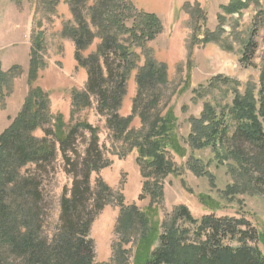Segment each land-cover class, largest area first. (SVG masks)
Listing matches in <instances>:
<instances>
[{"label": "trees", "instance_id": "16d2710c", "mask_svg": "<svg viewBox=\"0 0 264 264\" xmlns=\"http://www.w3.org/2000/svg\"><path fill=\"white\" fill-rule=\"evenodd\" d=\"M58 2L50 0L48 5L55 9ZM67 2L76 25H65L62 36L67 35L75 43V60L87 71L86 91L73 96L70 123L66 124L61 115H51L47 96L39 88L31 89L20 113L0 135V264H100L96 262L91 231L115 194L101 178L92 186V176L99 177L112 165L98 129L80 117L94 102L126 153L136 152L143 177L138 201L149 200V206L141 210L136 205L126 206L123 196L117 194L120 212L116 232L124 238L113 248L110 263L131 264L125 238L137 233L133 264H264V253L258 248L260 242L264 246V234L260 236L245 217H217L215 210H220V206L208 196L201 199V204L214 214L196 219L186 206L180 205L167 220H157L164 203L165 180L181 175L173 156L187 159L186 167L193 175L207 178L212 188L216 187L209 171L211 163L188 156L174 111L168 104L162 106L158 90L150 94L154 87L161 89L169 82L166 65L158 66L147 59L139 67L140 55L135 49L148 53L147 44L162 31L160 19L153 13L135 12L127 0ZM220 8L223 16L219 20L224 23L225 18L242 14L249 4L230 0ZM128 20L132 21L131 26ZM121 35L127 36L128 42L121 44ZM207 35L200 40L204 45L216 41L215 36ZM44 36L41 29L35 34V51L42 50ZM252 36L243 53L244 64L251 66L257 48ZM96 37L101 41L98 49L83 56ZM31 59L29 73L34 78L40 64ZM135 69L139 88L133 113L122 117L120 108L127 95L128 78ZM18 72L17 66L4 72L0 64V101L11 93ZM219 83L227 84L229 79L217 76L207 88L199 86L193 93L201 99ZM234 92L232 105L220 113L206 102L199 117L188 119L190 133L186 143L192 153L211 149L217 167H226L231 158L237 164L229 166L232 173L238 166L248 172L249 168L242 164L253 162L258 172L255 180L264 186V69L259 98L249 90L244 94ZM135 118L140 119V130L132 128ZM231 121L235 131L228 142L234 144L227 149ZM38 131L42 132L41 137L36 135ZM244 148L250 153L249 159L245 158ZM59 158L63 171L71 178V186L63 188L56 232L48 235L45 223L51 199L46 184L53 181ZM237 191L238 185H231L223 194L235 197Z\"/></svg>", "mask_w": 264, "mask_h": 264}, {"label": "rangeland", "instance_id": "374dc122", "mask_svg": "<svg viewBox=\"0 0 264 264\" xmlns=\"http://www.w3.org/2000/svg\"><path fill=\"white\" fill-rule=\"evenodd\" d=\"M49 1L0 0L1 68L8 72L15 66L19 67L18 75L13 79L11 93L5 100L0 101V135L20 113L31 89L39 88L48 98L51 115L55 118L61 115L66 124L70 123L73 96L86 91L87 71L79 67L75 60V43L67 35L62 36L65 25L69 28L76 25L70 6L67 0H57L58 6L53 9L48 5ZM127 1L133 5L135 12L153 13L160 19L162 31L155 40L147 44L148 53L141 48L135 49L140 55L139 67L147 59L155 61L158 66L159 63L166 65L169 82L161 85V89L154 87L150 94L158 90L162 106L168 104L178 119L179 134L183 138L182 144L188 150V156L193 155L204 163H211L209 171L215 178L216 187L212 188L207 178H198L188 170L187 159L173 156L174 163L180 168L177 173L181 175L170 176L165 180L164 203L159 209L157 220H167L180 205L186 206L196 219L214 214L211 209L201 204V199L208 196L220 206V210H215L217 217H245L262 236L264 186L255 180L258 172L253 167V162L251 165L250 161L243 162L242 166L249 168L248 172L238 166V170L232 173L228 168L230 165H237L234 160L229 158L225 163L226 167H217L211 149L192 153L186 141L190 133L188 119L199 117L206 102L211 103L220 113L223 108L232 105L236 95L234 90L240 94L247 90L253 91L259 98L264 69V0H244L249 8L239 16L225 18L224 23L219 20V16H223L220 7L227 5L230 0ZM86 19L90 24V16ZM127 24L131 26L132 21L128 20ZM40 29L45 34L42 50L35 51L33 38ZM251 34H254L252 41L257 45L251 60L253 66L244 64L243 59L244 46ZM206 35L215 36L216 41L204 45L200 40ZM119 39L121 44L128 42L127 36L121 35ZM100 43V39L96 37L87 49L88 52L82 55L95 52ZM31 58L40 64L34 78L29 73ZM137 72V69L133 70L128 78L127 95L120 108L122 117L133 113L139 88L136 83ZM217 76L228 78L229 83H219L210 93H204L203 98L197 99L193 91L199 86L207 88L210 81ZM141 92L146 95L143 90ZM97 108L94 102L90 109L81 112L80 117L98 129L101 145L108 153L112 165L102 171L99 177L92 176V186H96L97 179L101 178L114 191L115 196L95 221L91 238L95 243L96 262L112 264L110 261L114 254L113 248L124 238L123 234L116 232L120 212L117 194L123 196L126 206L136 205L141 210L149 206V200L138 201L143 177L136 152L130 155L126 153L122 142L116 141L115 132L107 127V119L100 115ZM141 126L140 119L135 118L132 128L140 130ZM229 126L227 149L233 143L228 141H232L235 123L231 121ZM36 135L41 137L42 132L38 131ZM243 153L249 159L250 153L245 148ZM56 163V175L53 181L46 184V191L51 199V211L45 223L48 235L56 232L63 188L71 186V178L63 171L62 160L59 158ZM231 185H238L239 191L235 197H226L223 191ZM138 238L137 233H130L125 238V250L129 252L128 259L131 264L134 263ZM258 248L264 253L263 243L260 242Z\"/></svg>", "mask_w": 264, "mask_h": 264}]
</instances>
